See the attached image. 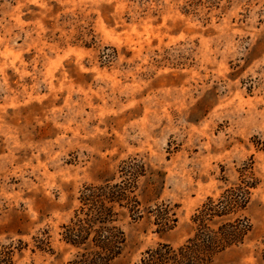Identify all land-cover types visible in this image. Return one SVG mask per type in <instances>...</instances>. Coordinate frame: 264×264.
<instances>
[{
	"label": "rangeland",
	"instance_id": "1",
	"mask_svg": "<svg viewBox=\"0 0 264 264\" xmlns=\"http://www.w3.org/2000/svg\"><path fill=\"white\" fill-rule=\"evenodd\" d=\"M130 162L147 165L144 212L121 210L112 264L186 243L242 174L251 232L216 264H263L264 0H0V262L72 261L81 192ZM162 204L178 220L163 234Z\"/></svg>",
	"mask_w": 264,
	"mask_h": 264
},
{
	"label": "trees",
	"instance_id": "2",
	"mask_svg": "<svg viewBox=\"0 0 264 264\" xmlns=\"http://www.w3.org/2000/svg\"><path fill=\"white\" fill-rule=\"evenodd\" d=\"M145 163H126L121 181L91 184L84 187L79 207L63 229V242L76 250L68 264H112L125 247V234L119 226L121 210L127 209L140 219L144 209L136 195L141 177L147 173ZM256 183L253 176L242 174L239 182L226 188L218 198L209 197L191 218L192 235L183 245L159 244L145 252L137 264H216L225 252L244 244L251 224L245 216L251 191ZM158 188L152 189L153 196ZM152 198L149 202H152ZM155 217L158 233L176 227L178 220L167 205L147 211ZM264 264V251L262 254ZM3 264H13L12 252Z\"/></svg>",
	"mask_w": 264,
	"mask_h": 264
}]
</instances>
